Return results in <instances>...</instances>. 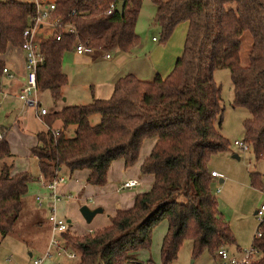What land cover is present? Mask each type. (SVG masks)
<instances>
[{
  "label": "trees",
  "instance_id": "16d2710c",
  "mask_svg": "<svg viewBox=\"0 0 264 264\" xmlns=\"http://www.w3.org/2000/svg\"><path fill=\"white\" fill-rule=\"evenodd\" d=\"M122 2L118 12L115 7ZM110 2L112 9L106 12ZM153 23L159 39L166 40L173 28L186 22L181 53L164 76L140 79L131 73L119 76L107 98L63 105L41 117L43 130L35 132L29 147L44 181L58 173L86 169L84 181L106 182L111 160L124 166L136 160L143 138L151 147L139 170L152 175L146 191L134 194L129 207L116 208L107 225L82 234L65 230L64 244L78 253L73 264H122L132 252L147 247L150 232L165 222L159 256L168 264L183 239L191 241L192 255L206 248L212 255L221 246L234 243L228 223L217 211L209 187L207 167L211 154L226 150L228 143L214 121L220 115L219 86L213 69L227 67L232 84L230 105L248 112L243 118L242 141L255 159L264 154V0H151ZM53 16L69 23L75 33H50L38 44L42 61L36 70V88L47 89L51 98L61 96L66 75L61 70L62 53L71 50L75 38L93 49L130 51L138 43L134 25L141 0H53ZM74 9L75 15H70ZM32 15L26 1H0V54L7 45L19 47L21 32ZM247 31L250 46L246 63L239 60L240 34ZM3 60L0 59V73ZM91 115H97L95 121ZM59 121L57 132L51 124ZM71 127L70 135L66 129ZM0 238L10 233L22 208L30 176L10 173L5 128H0ZM251 185L259 183L249 173ZM252 236L260 255L243 264H264V218Z\"/></svg>",
  "mask_w": 264,
  "mask_h": 264
},
{
  "label": "rangeland",
  "instance_id": "374dc122",
  "mask_svg": "<svg viewBox=\"0 0 264 264\" xmlns=\"http://www.w3.org/2000/svg\"><path fill=\"white\" fill-rule=\"evenodd\" d=\"M154 10L155 5L151 0H141L134 25V31L138 35V43L130 49L129 53L131 52V55L126 59L127 61L124 62L122 67L125 68V66L127 67L130 63L131 65L129 67H131L136 60H141L142 58L146 60L149 59L150 61V55L151 57L154 56L153 53L151 54L149 52V49L155 44H162L166 41L159 39L158 26L154 24L152 20ZM173 31L171 35L172 39L170 40L176 42V40L180 38L178 37L180 27L177 26V28H173ZM50 33L51 29L44 24L42 29H37L35 31L34 41L38 43ZM152 36L155 40L151 39ZM180 39L183 40L182 33ZM181 40H178V42L180 43ZM249 46L250 35L247 31H242L240 34L239 50V60L241 64L246 63ZM102 52L103 51L100 49H92L91 53L97 55L85 63H81V61L75 62L74 56L70 55L71 52L68 50L62 53V67L67 75L66 78L68 82L72 84L67 85L65 89L68 90L67 92L70 93L74 99H76V94H80L82 89L85 90L86 94L89 92V83L94 82L95 74H98V76L101 74L103 77L107 74L109 64L111 63L108 59L101 57L100 53ZM116 52L118 51L111 50L109 54L111 57L117 56ZM167 53H169V48L167 49ZM79 69H81L82 72ZM129 70L130 68H125L122 71L127 72ZM1 75L2 73H0V76ZM4 75L0 79L1 84L4 83L2 82L3 77H5ZM212 76L219 86V103L221 106L220 115L214 121V126L219 129L220 133L227 140L228 148L211 154L209 158L208 168L218 175L213 179H209V187L215 196L217 211L222 219L228 223L234 237V243L225 248H227L229 253L235 254L238 251L235 249V246L239 249L251 243L253 233L258 223V218L254 211L261 203L264 204V154L255 159L249 145L246 148H242L233 144L234 140H242L241 122L243 118L248 116V112L242 107H233L230 105L232 84L228 68H215L213 69ZM79 82L86 83L79 84ZM17 93L18 90L11 92L1 89L0 87V128L7 129V142L11 153L10 156H7V158L4 157L3 159L12 163L11 170L16 168L25 170L29 175L34 176L37 171V165L35 159H33L29 153V147L35 143V132L43 130L45 125L41 119L36 116L34 106L23 103L22 100L16 97ZM35 96L39 106L44 107L47 111L59 108L58 101L53 104L54 100L51 98L49 90L37 88ZM82 99L87 101L88 96ZM96 119L97 115L90 116L91 121H95ZM56 124L57 123L54 122L51 126ZM71 131L72 129L69 127L65 132L67 135H70ZM151 144L152 138H143L136 160L132 165L126 167L138 168L140 159L148 153L147 149H149L148 147ZM113 160H111L109 164H113L112 170H115V161ZM117 160L122 159L119 158ZM250 172L257 173L259 181L257 185L253 186L250 184ZM59 173L65 177V181L69 180V171L66 173ZM108 173L110 174V182L114 181L113 178L111 179V169H109ZM218 178H220L221 181H218ZM113 185H115V183ZM216 185L219 186L217 190H215ZM78 188L79 189L69 192L70 197H63L62 195L60 202L62 204L64 202H70V204H68L66 209L59 212V214L55 211V214L64 218V220L67 218L69 219L67 223L72 230L69 229V232L82 234L88 232V227L93 231L107 225L109 216L113 212H110L111 214L108 215L107 213L109 212L106 210V207H104L102 211L96 212L94 216H92L93 218L88 222L85 221L80 213L79 207L81 205L92 206V203L88 200L83 199V201H81L74 198L80 191V187ZM148 188H144L141 186L140 182H136L132 187H118L117 190L122 191L131 189L130 191H137L139 189V192H142ZM37 189L38 186L34 181H31L27 185L26 195L22 197V208L13 224L12 231L0 238V264H32L31 260L40 254V250L35 249L41 247L46 230V219L41 215V209L35 207L33 203L27 199V196H31ZM74 191L76 192L74 193ZM112 191L113 194L115 193L114 195L109 194L106 196V201L109 204L115 203L113 202L114 196L117 195L115 190ZM37 219L41 221L40 223L38 222L39 224L35 222ZM164 231L165 222L160 221L150 232L149 245L133 251L132 255L134 258L125 260L122 264H162L159 256V246ZM28 252L31 254L28 255ZM215 252L212 255L206 248H203L198 254L192 255L191 241L189 239H183L178 247L175 258L168 264H216ZM77 259L78 253H76L74 257H67L64 254L57 255L51 251L47 258H44L42 261L40 260L39 264H73Z\"/></svg>",
  "mask_w": 264,
  "mask_h": 264
},
{
  "label": "crops",
  "instance_id": "0c3cea01",
  "mask_svg": "<svg viewBox=\"0 0 264 264\" xmlns=\"http://www.w3.org/2000/svg\"><path fill=\"white\" fill-rule=\"evenodd\" d=\"M177 26L180 27L178 37L181 38V33H182L183 34V40H184V34H185L187 24H186V22H180L174 28H177ZM173 32L174 31L172 30V32L169 34V36L165 42H163L162 44H155L149 49V52L151 54L153 53V56H154V57H151V55H150V57H149L150 61H149V59L146 60L145 58H142L141 60H136V62H134L131 67H129L131 65V63L127 67L125 66V68H130V70L127 72L122 71L125 69L124 67H122V65L124 64V62L127 61L126 59L131 55L130 54L131 52L129 53V51H118V52H116L117 56L111 57V55L109 54V51H103L102 53H100L101 57L108 59L109 62L111 63V64H109L107 74L105 75V77H103L101 74L99 76H98V74H95L94 82L89 83V85H90L89 86V92H87V94H86L85 90L82 89L80 91V94H78V93L76 94L77 95V96H75L76 99H74V97L70 93L67 92L68 90L65 89V87L67 85L71 84L70 82H68V80L66 78V83L61 87V96H60V98L54 100L53 104H55V102L58 101L59 102L58 107L60 108L63 105H68V104L86 103V102L90 101L92 98H107L112 91L113 82L115 81V79L121 75L126 74V73H131L140 79L152 78L154 76V74H156V73L159 74L160 76H164L172 68L173 63L175 61V58L181 53V50H182L183 40H181L179 38L178 40H181L180 43L178 42V40H176V42L170 40V39H172L171 35ZM151 39L155 40V38L153 36L151 37ZM168 48H169V53H167ZM68 51L71 52L70 55L74 56L75 62L81 61V63L88 62L90 59H92L93 57H96V55H97V54H93L91 52L76 54V53L72 52V50H68ZM0 59L3 60V65L6 66L11 73H13L12 77H8L4 74H2L0 76V79L3 75L5 76V77H3V80H2V82H4V83L3 84L0 83V87H1V89L14 92V91L18 90V87L20 85V77L24 72L22 51L17 46L7 45L4 52H2L0 54ZM62 63H63V57H61V70L64 72L63 67H62ZM109 68H110V70H109ZM79 70L81 71V69H79ZM65 75H66V73H65ZM146 76H151V77H146ZM85 83L79 82V84H85ZM86 96H88V99H87V101H84V99H82V98L86 97ZM16 97H17V95H16ZM59 108H57V109H59ZM54 122H56L57 124L54 125L53 127H59V125H60L59 121L56 120ZM53 123H52V125H53ZM5 138L7 140V129L6 128H5ZM35 143H36V137H35ZM35 143H33V144H35ZM234 145H236V144H234ZM150 147H151V145H149L148 148L150 149ZM149 149H147V150L149 151ZM29 153H30V151H29ZM30 155L36 161L35 156L32 153H30ZM146 155L147 154H145L140 159V163ZM117 159H119V158H117ZM117 159L113 160V161H115V164H114L115 170H112L113 164L108 165L107 170H106V182L102 185H93V184H89V183L84 182V178H85L86 173H87L86 169H77V170L69 171V174H70V175H68L69 180L65 181V177L63 175H61L59 172H65L66 173V172H68V169L64 166H61L58 170V173H59V175L62 176L63 179L56 183V185L54 187L55 192H57L59 194L60 199H61L62 195H63V197H70L69 192L72 190L79 189L78 187H80L79 193H77V196H75L74 198L81 200V201H83V199L91 201L92 206L86 205L89 208L100 207L101 211H102L103 208L106 207V210L109 212V213H107L108 215L111 214L110 212H113L116 208L129 207L133 202L134 194L139 192V189L137 191H130L131 189L118 191L117 189L119 187V184L126 179L134 178V179H136L137 183L140 182L141 186H143L144 188H148V186H150V184L152 182V175L149 173H141L139 170V167L138 168H133V167L128 168V167L123 165L122 160H117ZM1 161H4V162L10 164V168H9L10 173L25 171V170H21V169H17V168L11 170V164L12 163H9V161L8 160L6 161L5 159H2ZM140 163H139V165H140ZM36 165H37V162H36ZM110 165H112V166H110ZM108 168L111 169V171H112L111 179L113 178V180H114L112 182H110V179H109L110 174L108 173V171H109ZM208 170H210V169L208 168ZM25 172H27V171H25ZM29 176H30V180L28 181L27 185L31 181L32 182L34 181V183L37 184L38 189L36 190L35 193H32V195L30 194L31 196L28 195L27 199L30 200L31 203H33V205L35 207L41 209V215L43 216L44 219H46L45 220L46 230H45V235L43 236L41 247H38L37 249H35V250H40L39 251V253H40L46 245L48 234H49V222L47 219L48 208H47V201H46V195L48 192L45 189V187L43 186L42 180L39 179L38 168H37V171H36L34 176H31V175H29ZM217 176H211L212 178L209 177V179H213L214 177H217ZM114 183H115V185H113ZM26 190H27V188H26ZM112 190H115L117 192V195L114 196L113 202H115V203L109 204L106 201V196L109 194H113ZM75 192L76 191H74V193ZM77 192H78V190H77ZM25 193H24V195H26ZM67 193L69 194V196H66ZM36 194H39L42 198V204L40 206L36 205V203L34 201V196ZM60 199L57 200L56 202H54V204H53L54 211H56L58 214L62 210L66 209L68 204H70V202H64L62 204L60 202ZM119 204H121V205H119ZM66 221H69V219L67 218ZM35 222L40 223L41 221H40V219H37ZM69 229L71 230V228L68 224L67 230L70 231ZM87 230L91 231L89 227ZM235 249L240 250V248L238 249L236 246H235ZM30 254L31 253L28 252V255H30ZM231 254H234V253H231ZM44 258H47V257H44ZM44 258H42L41 261Z\"/></svg>",
  "mask_w": 264,
  "mask_h": 264
},
{
  "label": "built area",
  "instance_id": "2783aa9c",
  "mask_svg": "<svg viewBox=\"0 0 264 264\" xmlns=\"http://www.w3.org/2000/svg\"><path fill=\"white\" fill-rule=\"evenodd\" d=\"M32 5V15L28 19L27 26L21 32V43L19 48L23 54V66L24 72L20 77V85L18 87L17 97L22 100L23 103L33 105L35 108L36 116L41 119V117L48 111L39 106L36 100V70L38 65L42 61V54L39 51L38 44L34 41V33L38 29H42L45 24L51 29L56 39L59 38L61 33H75L74 28L71 24L60 22L58 17L53 16L54 4L53 0H26ZM113 7V2H110L106 12H109ZM70 15H75L74 9L69 13ZM92 47L87 43L75 38L73 41L71 50L76 54L89 53L92 51ZM1 73L8 77H12L11 73L6 66L1 67ZM45 125V124H44ZM53 133L57 132V127H51ZM1 137V132H0ZM233 144H236L242 148H246L248 145L242 140H234ZM217 176L216 172L209 170V177ZM39 179L42 180L43 186L47 190L46 201H47V219L49 222V234L47 242L43 250L37 257L31 260L32 264H39L40 260L44 257H48L50 252L53 251L55 254H64L67 257H74L76 252L70 249L64 244L61 233L67 230V221L59 215L55 214L54 202L60 199V196L55 192L54 187L57 182L61 181L63 178L59 173L53 175L49 180L44 181L39 174ZM136 179L129 178L122 181L119 187L129 188L136 184ZM219 186H215V190ZM66 196H69L67 193ZM34 201L36 205L40 206L42 204V198L39 194L34 196ZM258 218V222L264 218V204L261 203L258 208L254 211ZM254 237L259 235V229H255L253 233ZM260 255V251L250 243L248 246L240 248L236 254H231L227 251V248L221 246L215 252L216 264H243L256 259Z\"/></svg>",
  "mask_w": 264,
  "mask_h": 264
},
{
  "label": "water",
  "instance_id": "95a60500",
  "mask_svg": "<svg viewBox=\"0 0 264 264\" xmlns=\"http://www.w3.org/2000/svg\"><path fill=\"white\" fill-rule=\"evenodd\" d=\"M115 9L118 12H120L122 9V2L119 1L116 5ZM233 156H235V155H233ZM218 180L221 181L220 178H218ZM79 210H80L82 217L85 219L86 222H88L96 212L101 211V208L100 207L89 208L86 205H81L79 207ZM149 264H151V263H149Z\"/></svg>",
  "mask_w": 264,
  "mask_h": 264
}]
</instances>
